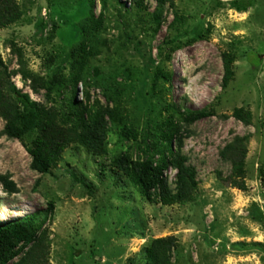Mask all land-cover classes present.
Listing matches in <instances>:
<instances>
[{"label": "rangeland", "instance_id": "374dc122", "mask_svg": "<svg viewBox=\"0 0 264 264\" xmlns=\"http://www.w3.org/2000/svg\"><path fill=\"white\" fill-rule=\"evenodd\" d=\"M15 2L21 17L0 29V57L16 89L57 112L61 123L73 97L94 110L115 107L123 119L105 118V156L71 145L40 175L23 145L1 134L0 118V175L17 189L8 194L0 184V225L46 216L36 227L49 243L46 264H147L148 249L160 239H173L169 264H264V0H176L158 19L154 0L140 7L136 0H94L101 24L91 32L75 93L70 52L81 43L90 0ZM223 53L234 57L227 88ZM157 70L171 82L156 79ZM26 71L65 82L46 100L44 89L30 88ZM240 108L249 125L233 117ZM198 111L212 114L188 125L186 112ZM170 121L184 137L198 190L190 201L165 206L112 160L124 154L134 164L157 159L146 145ZM245 136L247 190L240 191L224 181L231 167L219 152ZM165 175L172 184L175 171Z\"/></svg>", "mask_w": 264, "mask_h": 264}, {"label": "trees", "instance_id": "16d2710c", "mask_svg": "<svg viewBox=\"0 0 264 264\" xmlns=\"http://www.w3.org/2000/svg\"><path fill=\"white\" fill-rule=\"evenodd\" d=\"M143 1L136 0L135 3L140 7ZM175 1L154 0L156 12L153 17L158 19L162 9L166 5L173 7ZM90 7L88 24L82 29L81 43L76 51L70 52L71 57L75 59L71 64V71L74 72L69 75L73 93L81 80L86 54H89L87 48L93 34L91 32L101 24L94 14V0H90ZM103 8L105 9V5ZM20 17L21 11L15 0H0V29L14 24ZM222 62L224 69L222 87L227 88L234 79V57L230 53H223ZM22 76L30 81V88L34 92L44 89L46 100H49L51 94L65 82L62 77L44 81L27 71L23 72ZM155 78L171 82L170 77L160 70L155 72ZM106 99L109 103L110 97L107 96ZM116 112L115 107L111 109L108 106L90 109L86 104L74 101L73 97L67 119L61 123L57 112L33 102L27 93L16 89L10 82V72L0 57V118L5 122L1 134L23 145L31 157V169L40 175L49 174L61 154L71 145H78L93 156H105L104 143L107 134L105 118L114 122L117 119L122 120L123 116L119 111ZM211 114V111L186 112L185 121L190 125ZM233 117L245 125L251 123L250 115L242 108L235 109ZM172 126L171 121L159 126L158 134H154L152 141L146 145L147 152L158 157L157 159L148 158L144 162L134 164L130 157L124 154L112 160V164L130 177L145 196H153L165 206L190 201L198 190L197 172L188 165V157L183 153L184 137ZM125 131L132 133L131 128H124V133ZM32 135L34 138L31 144H25L24 140ZM248 141V136L235 137L219 152L220 158L231 167L230 174L224 181L240 191L247 190L245 158ZM169 169L175 171L172 184H169L165 175ZM261 178L264 182V169L261 170ZM0 184L8 194L17 192L15 184L7 176L0 175ZM52 211L53 206L50 205L45 213ZM46 220L47 217L42 213H34L0 225V264H46L49 243L45 234L36 230V227H40ZM172 248L173 239L153 241L147 251V264H169Z\"/></svg>", "mask_w": 264, "mask_h": 264}]
</instances>
